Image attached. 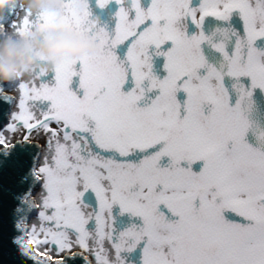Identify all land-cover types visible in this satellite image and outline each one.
Here are the masks:
<instances>
[{
    "label": "snow or ice",
    "instance_id": "1",
    "mask_svg": "<svg viewBox=\"0 0 264 264\" xmlns=\"http://www.w3.org/2000/svg\"><path fill=\"white\" fill-rule=\"evenodd\" d=\"M96 3L109 22L89 0L3 22L96 49L0 89V173L29 204L10 213L19 264H264V132L246 142L243 106L264 92V0Z\"/></svg>",
    "mask_w": 264,
    "mask_h": 264
},
{
    "label": "clouds",
    "instance_id": "2",
    "mask_svg": "<svg viewBox=\"0 0 264 264\" xmlns=\"http://www.w3.org/2000/svg\"><path fill=\"white\" fill-rule=\"evenodd\" d=\"M19 2L20 0H0V18ZM56 2L57 0H26L28 9L33 12L53 8ZM95 52L96 49L87 41H76L67 36L49 33H33L28 43L5 42L0 46V89L31 71H50L61 59H77L81 55H94ZM38 61L44 63L40 64Z\"/></svg>",
    "mask_w": 264,
    "mask_h": 264
},
{
    "label": "water",
    "instance_id": "3",
    "mask_svg": "<svg viewBox=\"0 0 264 264\" xmlns=\"http://www.w3.org/2000/svg\"><path fill=\"white\" fill-rule=\"evenodd\" d=\"M25 3L26 0H20V2L17 3L14 8H12L11 10H7L4 13L3 17L0 18V27L10 15L14 13L18 14ZM115 9L116 6L112 4L111 10ZM221 23L222 22L215 21L214 18H206L204 26L205 35H208L212 28ZM232 24L235 30L241 33L243 32L242 21H239V18L235 14L233 15ZM204 51L206 56H208L209 58H220V54L208 48L207 45H204ZM160 63V67H163L162 61ZM225 86L230 87L227 78H225ZM127 87L128 86L126 85L125 88ZM251 91L252 96L250 100L245 101L243 105L245 108V118L249 122V130L246 133L245 140L255 148L260 147L257 142V137L260 133L264 132L262 130V128L264 127V92H262L260 89H252ZM238 98L239 97L235 93H233L230 98V103L235 106ZM4 122L5 121L3 119H0V126H2ZM16 191L17 188L15 173L11 169L5 170L4 172L0 173V264H19L17 253L13 250L12 246L8 242L11 235L10 213L12 208L16 206L21 209V212L15 214V219H23L28 211L29 204L27 202H23L22 197L17 201V204H15V202L12 200V193ZM28 264H31V262L29 261ZM33 264H39V261H33Z\"/></svg>",
    "mask_w": 264,
    "mask_h": 264
},
{
    "label": "bare ground",
    "instance_id": "4",
    "mask_svg": "<svg viewBox=\"0 0 264 264\" xmlns=\"http://www.w3.org/2000/svg\"><path fill=\"white\" fill-rule=\"evenodd\" d=\"M201 2V0H192V5L193 6H198V4ZM24 13H26L27 15H33V14H40V13H46L50 16H59L60 14V0H57L55 7L53 8H46V9H42L40 11L37 12H33L31 10L28 9L27 3H25V5L23 6V8L21 9ZM20 10V11H21ZM33 33H49L52 35H63V32H59V31H50V30H41L39 28H37L35 31H32L29 34L26 35H17V34H6L5 30L3 28V25L0 27V46H2L5 42L7 43H16V42H23V43H28L30 41V38L32 37ZM64 36H67L66 34H64ZM68 37V36H67ZM70 38V37H69ZM60 61V60H59ZM38 63L43 64V61H38ZM57 64V63H56ZM23 77H27V75L23 76ZM20 78L16 79L19 80Z\"/></svg>",
    "mask_w": 264,
    "mask_h": 264
},
{
    "label": "rangeland",
    "instance_id": "5",
    "mask_svg": "<svg viewBox=\"0 0 264 264\" xmlns=\"http://www.w3.org/2000/svg\"><path fill=\"white\" fill-rule=\"evenodd\" d=\"M89 2H90V5L93 7V14L100 16L102 22H105V23L109 22V17H110L112 14H114L115 11L113 12V11H111L109 8H106L105 10L101 11V10H99V8L97 7L96 0H89ZM142 4L145 5L144 0H142ZM113 19H114V17H113ZM113 24H114V21H113ZM110 26H113V25H110ZM192 31H198V30H195L194 26L190 25V34H191ZM64 34H66V33H63V36H64ZM66 35H67V34H66ZM67 36H68V35H67ZM68 37H69V36H68ZM0 40H2V39H0ZM2 41H3V40H2ZM2 41H1V42H2ZM1 42H0V43H1ZM34 72H43V71H40L39 69L34 70V71H31L29 74H27V77L30 76V75H31L32 73H34ZM8 94L11 95V93H8ZM89 210H91V209H89Z\"/></svg>",
    "mask_w": 264,
    "mask_h": 264
},
{
    "label": "flooded vegetation",
    "instance_id": "6",
    "mask_svg": "<svg viewBox=\"0 0 264 264\" xmlns=\"http://www.w3.org/2000/svg\"><path fill=\"white\" fill-rule=\"evenodd\" d=\"M144 2H145V7H147L148 6V4L150 3V0H144ZM112 5V4H111ZM111 5L109 6V9L111 10ZM117 9H115V10H111V11H116ZM260 44H264V42H261V41H257V45L259 46ZM159 72L160 73H163V67H160L159 68ZM178 99L179 100H182L183 99V94H178ZM251 128V127H250ZM262 130L264 131V127L262 128ZM193 170L194 171H198L199 169H198V166H193ZM239 218H237V220H238Z\"/></svg>",
    "mask_w": 264,
    "mask_h": 264
}]
</instances>
